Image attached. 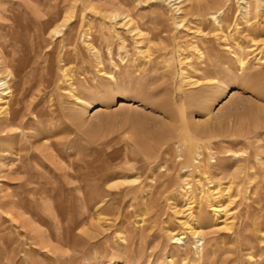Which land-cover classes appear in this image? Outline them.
Here are the masks:
<instances>
[{"label":"rangeland","instance_id":"obj_1","mask_svg":"<svg viewBox=\"0 0 264 264\" xmlns=\"http://www.w3.org/2000/svg\"><path fill=\"white\" fill-rule=\"evenodd\" d=\"M258 2L0 0V34L41 38L50 80L15 138L25 143L1 142L0 264H264ZM115 22L125 49L118 35L101 40ZM67 30L79 64L52 56Z\"/></svg>","mask_w":264,"mask_h":264},{"label":"bare ground","instance_id":"obj_2","mask_svg":"<svg viewBox=\"0 0 264 264\" xmlns=\"http://www.w3.org/2000/svg\"><path fill=\"white\" fill-rule=\"evenodd\" d=\"M257 1L258 0H256V2ZM248 2H249V0H248ZM224 5H226V4H224ZM224 5H222V6H224ZM222 6L218 10H215V12L208 13V14L204 15L203 17H206L209 20H212V19L215 20L217 18V16H219L220 12L222 11L221 9L225 10V8H222ZM261 6H264V0H259L257 5L254 6V8L252 9V11L256 12L257 9H259ZM224 7H226V6H224ZM247 7L249 8V6H247ZM249 13H250V11H249ZM109 17L114 20V19H117V18H120L123 16L119 13H111L109 15ZM126 17H123L122 19H126ZM42 18L43 17H41L39 20H37V23H39V24L44 23ZM217 21L220 22V20H217ZM33 22H32V24H33ZM126 22L127 23H125V27L127 26L129 33L132 34V36H133L132 39H133L134 45L140 46L143 42L140 39L142 33H140L137 30V28H134L131 21L129 22V20H126ZM117 24H118L117 22L113 23L111 25V27L109 29H107L108 31L102 35V37H101L102 39L101 38L100 39L107 43L110 41V39H112L111 38L112 35H118L119 37H122L119 35L120 31L117 29L120 27H115ZM62 25H63V23L52 28L51 33L53 34V36H57V35L59 36L60 33H62L61 32ZM33 26L36 27L34 24H33ZM34 27H33V29H34ZM41 27H42V25H41ZM29 29H31V28H29ZM33 29H31V30H33ZM39 29H40V27H39ZM0 30H1V28H0ZM7 30H9V29H7ZM15 33L0 34V36L2 37V39L0 38L1 39V41H0V148L2 146L1 142H3V141H8V142L10 141V143H11L10 145H13V143L15 145V143H17L20 146L25 143V141L24 142L23 141L16 142L15 138L17 136H22L23 138L25 137V135H26L25 130L28 126L31 125L30 124V116H29V108L31 107V105H32L33 109L38 107L37 105L41 102L43 95L46 92V87H48L50 84L49 83L50 80L44 79V75H43L42 69H41L42 68L41 67L42 66V60H43L42 59L43 55L41 56V54L44 52V49L46 50V48L44 47L42 39L39 38L38 36H36V38H34V40L29 41V38H25V37L20 36L18 34V32H17V34H15ZM89 37H91V36H89ZM89 37H88V39L86 37L85 42H86V46H87L86 48L88 49L89 52H91L94 49L92 50V48H91V44H90L91 42L90 43L88 42V40L90 39ZM121 42L122 43H120L121 44L120 48H124V49L127 48V45L125 42V37H122ZM50 44L54 45V47L52 46L53 47L52 56H54L56 54H57V56H60L61 50L63 49V54L61 55V61L62 60L68 61L71 59L73 62H76L77 64H79L80 62H82V59L84 58L83 55L82 56L80 55L81 53H80V50L78 49V37H77V34L75 32L73 33L72 31H68V32L64 33L63 38L61 40H59L58 43L55 41V42H51ZM107 45H108V43H107ZM96 50H98V49L95 48V51ZM17 52H19V53L21 52V54H19V56H15L17 54ZM94 52H92V54L94 55L95 58H98L99 60L102 59L100 61L101 65H102L103 60H104L103 51L98 50L96 53H94ZM107 52L108 51H106V53ZM108 53L110 54V51ZM138 54L141 57L145 58L146 61H148V64L152 63L153 52H151L150 50L140 49L138 51ZM199 56L202 57L203 56L202 53L199 54ZM137 57H138V55H137ZM138 59H139V57L133 59V61L136 63V61ZM199 59H200V57H199ZM110 61H111V59H110ZM240 64H242V63H240ZM102 66H104V64ZM10 67H11V70L9 69ZM7 71H8V73H6ZM64 72H65V70H64ZM29 73H31V75H32L31 81H28L26 79ZM66 78H68V77H66ZM188 78H191V77L188 76ZM192 82H197V81H192ZM33 90H37V91L33 93ZM29 94L34 96V99L36 100L35 104L32 101H30V102L28 101L27 97ZM74 96L76 98H78L75 94H74ZM38 118H40V117H38ZM38 120L39 119H37L36 122H38ZM207 171H208V169L203 167V172L206 173ZM225 189H228V187L227 188L225 187ZM218 192L219 191H212V193L210 192L211 195H209L208 197H207L208 194L206 195V198H208V200L210 202H212L216 199V197H217L216 194ZM199 231L192 229L191 232H193L194 234L200 235L201 232H199Z\"/></svg>","mask_w":264,"mask_h":264}]
</instances>
